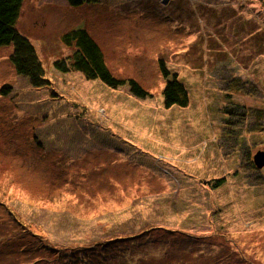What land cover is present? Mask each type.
<instances>
[{
	"label": "rangeland",
	"instance_id": "obj_1",
	"mask_svg": "<svg viewBox=\"0 0 264 264\" xmlns=\"http://www.w3.org/2000/svg\"><path fill=\"white\" fill-rule=\"evenodd\" d=\"M17 25L47 81L0 45V264H264V0H25ZM87 34L149 96L58 70Z\"/></svg>",
	"mask_w": 264,
	"mask_h": 264
},
{
	"label": "trees",
	"instance_id": "obj_2",
	"mask_svg": "<svg viewBox=\"0 0 264 264\" xmlns=\"http://www.w3.org/2000/svg\"><path fill=\"white\" fill-rule=\"evenodd\" d=\"M24 1L0 0V45L13 46L12 61L17 71L28 77L32 84L40 86L44 85L47 79L44 77L45 69L38 49L29 36L23 33L17 25ZM67 1L72 7H80L86 3L97 2L99 0ZM55 66L62 72H68L70 70L79 71L87 78L101 80L104 84L114 89L127 86L133 95L141 99H145L150 94L138 79L134 77L121 78L115 75L106 62L102 47L89 34L82 36L77 41L75 50L68 58L56 60ZM159 66L166 79V86L163 89L165 107L170 108L174 105L181 107L187 106L190 101V92L186 84L179 77L178 72L169 68L165 60L162 59L159 62ZM7 88L8 86H4L2 91L7 93ZM244 108L245 106L230 101V104L224 107V112L232 115ZM224 182L225 177L215 179L213 188L220 187ZM22 248L19 250V253L28 250L26 246ZM23 256H17L15 260L19 261L20 257ZM28 263L21 262L19 264Z\"/></svg>",
	"mask_w": 264,
	"mask_h": 264
},
{
	"label": "water",
	"instance_id": "obj_3",
	"mask_svg": "<svg viewBox=\"0 0 264 264\" xmlns=\"http://www.w3.org/2000/svg\"><path fill=\"white\" fill-rule=\"evenodd\" d=\"M253 159L258 168L264 167V150H258Z\"/></svg>",
	"mask_w": 264,
	"mask_h": 264
}]
</instances>
